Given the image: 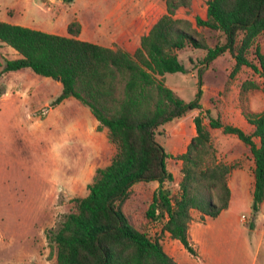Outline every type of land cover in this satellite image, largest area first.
<instances>
[{"label": "trees", "instance_id": "16d2710c", "mask_svg": "<svg viewBox=\"0 0 264 264\" xmlns=\"http://www.w3.org/2000/svg\"><path fill=\"white\" fill-rule=\"evenodd\" d=\"M198 28L221 32L223 42L208 46ZM65 31L59 35L0 21V44L17 54L4 59L0 75L29 68L58 78L61 91L51 103L67 97L77 100L98 122L96 129H106L115 147L108 163L95 168L87 193L72 199L73 210L48 236L53 264H177L162 249L163 232L195 255L187 233L191 212L201 219L227 208L231 165L217 160L209 130L197 114L192 118L194 135L184 151L174 155L180 161L178 192L171 196L163 186L172 180L166 169L170 154L155 141V129L200 109V88L193 100L184 102L165 85L163 75L185 72L177 52L191 47L204 51V65L228 52L233 59L230 76L245 66L264 81V53L255 44L264 32V0H164L163 9L150 6L133 18L114 38L112 48L78 39L76 21L68 22ZM256 88L250 80L240 83V93ZM242 114L252 127L249 133L217 117H209L207 125L247 146L253 163L250 206L256 212L264 201V111ZM149 181H156L157 187L143 216H166L160 233L152 237L134 226L122 209L131 186Z\"/></svg>", "mask_w": 264, "mask_h": 264}, {"label": "rangeland", "instance_id": "374dc122", "mask_svg": "<svg viewBox=\"0 0 264 264\" xmlns=\"http://www.w3.org/2000/svg\"><path fill=\"white\" fill-rule=\"evenodd\" d=\"M161 2L164 4V0H147L145 5ZM121 4L132 7L130 13L136 15L150 7L140 13L145 6L141 0H0V21L65 35L68 22L79 23L75 17L84 23L89 19L100 21L115 7L120 10ZM198 30L208 46L224 40L217 30ZM255 44L264 53V32L257 36ZM203 55L201 49L185 47L177 52V58L186 71L163 75L165 85L184 102L193 100L200 88V109L187 111L155 129V141L171 154L166 159V169L173 177L163 184L171 196L177 194L176 182L181 176L180 161L176 166L173 155L183 150L194 135L192 118L197 114L209 130L217 160L231 165L227 179H252L253 163L247 146L236 136L210 128L207 123L209 117H217L223 124L251 132L242 111H264V81L245 66L230 76L233 59L228 52L206 65L202 63ZM16 56L11 47L0 44V69L4 59ZM243 80L257 83L258 88L240 93ZM1 88L0 264H53L54 248L48 236L73 210L72 199L87 193L86 185L95 168L108 163L115 147L107 140L105 130L96 129L97 121L77 100L67 97L51 103L61 91L57 80L23 68L2 72ZM252 139L257 144V139ZM149 191L144 184H135L122 209L134 226L152 237L157 233L151 226L154 220L143 216L150 201ZM232 207L237 215H244L240 226L254 233L251 240L257 244L256 264H264V202L253 212L244 194H239L233 196Z\"/></svg>", "mask_w": 264, "mask_h": 264}, {"label": "crops", "instance_id": "0c3cea01", "mask_svg": "<svg viewBox=\"0 0 264 264\" xmlns=\"http://www.w3.org/2000/svg\"><path fill=\"white\" fill-rule=\"evenodd\" d=\"M145 1L147 0H141L142 5H145ZM148 6H150V3L145 5L139 12H143ZM156 6L160 9L164 8L163 2ZM115 8L112 13H108L100 21L89 19L84 23L82 19L75 17L80 24L77 38L112 48L114 38L137 16L130 13L133 9L132 7L129 9L128 5L121 4L119 6L120 10H117L118 7ZM114 12H117V15H112ZM101 129L105 130L106 133L105 128ZM187 143L184 144V148ZM184 148L179 153L183 152ZM175 162V165L178 166V160L175 159ZM168 171L172 175V172ZM167 182H164V185ZM135 184H144L149 187L150 198L152 191L157 187L156 181L137 182L131 188ZM227 184L229 201L226 209L220 211L215 217L203 215L201 219H198V212H191L187 233L188 239L195 250V255L187 252L181 243L177 239L171 238L167 232L160 233L161 223L166 219L165 215L161 220L152 221L154 223L151 226H155L153 229L157 231L156 235L161 234L159 241L163 251L177 264H256L257 244L256 242L252 243L251 240L254 233L248 231L246 227L245 229L244 226H240V224H244L241 219L244 215H237L232 207L233 196L239 194H244L246 201L251 202L252 179H227Z\"/></svg>", "mask_w": 264, "mask_h": 264}, {"label": "water", "instance_id": "95a60500", "mask_svg": "<svg viewBox=\"0 0 264 264\" xmlns=\"http://www.w3.org/2000/svg\"><path fill=\"white\" fill-rule=\"evenodd\" d=\"M58 78H56V80H57Z\"/></svg>", "mask_w": 264, "mask_h": 264}, {"label": "built area", "instance_id": "2783aa9c", "mask_svg": "<svg viewBox=\"0 0 264 264\" xmlns=\"http://www.w3.org/2000/svg\"><path fill=\"white\" fill-rule=\"evenodd\" d=\"M242 218H243V216H242Z\"/></svg>", "mask_w": 264, "mask_h": 264}]
</instances>
